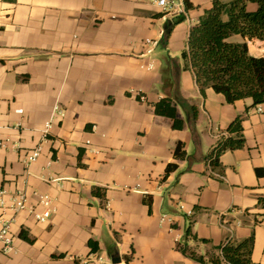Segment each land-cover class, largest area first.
<instances>
[{
  "label": "crops",
  "instance_id": "1",
  "mask_svg": "<svg viewBox=\"0 0 264 264\" xmlns=\"http://www.w3.org/2000/svg\"><path fill=\"white\" fill-rule=\"evenodd\" d=\"M176 1L186 19L165 38L177 14L151 0H0V135L10 140L0 148V229L10 220L13 236L0 264H101L100 256L105 264L113 256L117 264H202L177 244L205 255L212 245L251 237V264H264V104L229 103L211 87L201 93L181 53L213 0H190L200 7L190 10ZM248 47L264 54L262 40ZM166 96L183 129L155 113ZM238 116L245 146L225 151L212 168L207 155ZM178 141L185 159L173 155ZM18 143L27 151L41 146L29 167ZM169 163L178 167L165 177ZM93 186L107 188L106 201ZM20 191L37 213L45 208L36 193L49 195L50 217L11 210ZM163 215L169 220L161 222ZM190 224L209 243L188 239ZM90 238L99 243L96 253Z\"/></svg>",
  "mask_w": 264,
  "mask_h": 264
},
{
  "label": "trees",
  "instance_id": "2",
  "mask_svg": "<svg viewBox=\"0 0 264 264\" xmlns=\"http://www.w3.org/2000/svg\"><path fill=\"white\" fill-rule=\"evenodd\" d=\"M186 10L199 9L190 0H184ZM186 19L185 14L176 15L165 31V38L170 35L171 28ZM239 35L243 41H233ZM258 39L264 41V0H213L211 5L202 9L197 22L190 29L186 46L181 53L185 70L195 76L201 93L211 87L215 92L223 94L229 103L251 98L253 106L264 104V54L254 56L250 53L248 41ZM166 41V40H165ZM141 100V94L137 95ZM193 115L197 117L196 107ZM155 113L171 120L173 129H183L185 120L177 116V104L172 97L166 96L154 104ZM243 117H236L222 131L216 146L207 155L212 168L219 166V158L228 150L245 146L243 134ZM176 159L188 157L186 145L176 142L173 149ZM178 164L169 163L165 177L176 170ZM164 177V178H165ZM106 187L93 186L92 194L106 201ZM145 202L151 210L152 198ZM20 237L32 241L26 230L20 231ZM186 237L196 242L209 243L207 239L198 238L192 230V224L186 230ZM253 237L235 244L228 240L221 245H212L205 254H198L187 244H177V248L185 255L202 264H251ZM90 253L99 251L97 240H88ZM109 255L113 251L108 250Z\"/></svg>",
  "mask_w": 264,
  "mask_h": 264
},
{
  "label": "built area",
  "instance_id": "3",
  "mask_svg": "<svg viewBox=\"0 0 264 264\" xmlns=\"http://www.w3.org/2000/svg\"><path fill=\"white\" fill-rule=\"evenodd\" d=\"M153 3H155L158 7H160L163 11L167 12H173L174 14H183L180 9H177V6L175 5V2L173 0H151ZM147 44L151 46H155L157 42L155 40H150L147 39ZM144 96L141 95V100H144ZM56 109L58 111V106L55 107V110L53 112V115L56 114ZM261 110V109H260ZM60 112V111H59ZM52 122L49 121L45 124L42 132L43 135L46 136L47 133L49 132L51 128ZM9 139H5L1 137L0 135V148H5L9 145ZM13 147L16 149H19V153H21V157L23 162L29 167L33 162H35L40 154H41V146L35 147L33 149H30L29 151L25 150V148H21L20 144H13ZM217 176H220L217 174ZM222 177V176H220ZM6 195V191L4 189H0V204L5 206L4 203V197ZM39 199V204L42 205L45 209L42 213H37L35 212V209L33 208H28V198L27 194L25 192H17L11 197V202L12 204L9 206V208L15 212H19L21 210L25 209H31L32 212L35 213V217L39 221H45L50 217L52 214V209H51V204H52V199L49 195L47 194H40L36 193ZM180 209H184L183 204H179ZM192 214L191 211H187L186 215L190 216ZM166 220H169V217L167 215H163L160 219L161 222H165ZM0 251L3 253H8L13 249V236L11 232V222L10 220H4L2 228L0 229ZM101 262V264H105V259H103L102 256L98 258Z\"/></svg>",
  "mask_w": 264,
  "mask_h": 264
},
{
  "label": "water",
  "instance_id": "4",
  "mask_svg": "<svg viewBox=\"0 0 264 264\" xmlns=\"http://www.w3.org/2000/svg\"><path fill=\"white\" fill-rule=\"evenodd\" d=\"M111 261L113 264H117V263H120L121 262V258L118 256V257H111Z\"/></svg>",
  "mask_w": 264,
  "mask_h": 264
},
{
  "label": "rangeland",
  "instance_id": "5",
  "mask_svg": "<svg viewBox=\"0 0 264 264\" xmlns=\"http://www.w3.org/2000/svg\"><path fill=\"white\" fill-rule=\"evenodd\" d=\"M174 1V0H173ZM176 1V0H175ZM176 3H177V1H176Z\"/></svg>",
  "mask_w": 264,
  "mask_h": 264
}]
</instances>
